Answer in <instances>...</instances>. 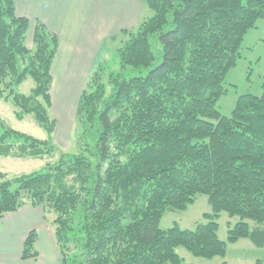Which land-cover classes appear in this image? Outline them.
<instances>
[{
	"label": "trees",
	"instance_id": "obj_1",
	"mask_svg": "<svg viewBox=\"0 0 264 264\" xmlns=\"http://www.w3.org/2000/svg\"><path fill=\"white\" fill-rule=\"evenodd\" d=\"M141 1L153 14L115 36L117 68L89 74L74 110L77 149L64 151L51 137L58 36L36 21L29 46V19L14 0H0V95L14 93L17 116L34 114L49 134L39 139L0 118V156L48 157L33 172L0 171V216L42 205L60 264H192L178 246L211 258L245 237L264 247V79L261 93L239 96L230 115L217 106L264 0ZM27 77L30 92L16 91ZM199 194L211 207L202 221L160 226L164 213ZM222 212L238 218L227 222L226 239L217 235ZM251 220L261 226L250 229ZM35 237H26L22 257L36 255Z\"/></svg>",
	"mask_w": 264,
	"mask_h": 264
},
{
	"label": "rangeland",
	"instance_id": "obj_2",
	"mask_svg": "<svg viewBox=\"0 0 264 264\" xmlns=\"http://www.w3.org/2000/svg\"><path fill=\"white\" fill-rule=\"evenodd\" d=\"M152 14L153 11L145 4L143 13L138 21H141L143 18H147V16H151ZM118 37L119 36L113 39H104L101 44H99V52L94 59L89 73L92 72L98 64L99 66H105L107 64L111 68L118 67L117 49L120 46V39ZM27 44L31 46L30 39L28 38ZM240 52L241 55L236 60L235 65L230 67L225 73L223 85L226 88V92L221 94L217 100L218 109L224 115L231 114L239 96L243 94L259 95L262 91V82L264 79V17L259 18L256 25L248 29L242 40ZM83 69L86 70L85 67ZM53 73L54 82L52 89L50 90L52 96L50 116L55 119L56 128L55 132H52L51 137L57 146L62 148L64 151L76 150V138L74 136L73 129V109H75V101L80 91L79 87L81 84L78 80L79 76L76 80L72 81L71 78H74V75L70 73H65L64 71L61 73L57 70V68L54 69ZM68 83L70 84L67 85ZM33 86V79L31 77H27L22 81V83L18 84L14 88L20 93L27 94ZM6 93H8V89L3 91V95H0V118L4 121V123L11 128L28 133L39 139H46L49 134L46 128L36 119L35 115L32 113H25L21 118H19L16 114L18 106L13 96L14 93H9L7 97H5L4 95ZM67 113L69 116L66 115ZM65 115L66 118H64ZM53 158H57V154H54ZM47 159L48 157L18 158L10 155L0 156V171L6 173L8 176L33 172L39 170L43 166L44 161ZM1 181L2 179L0 178V182ZM24 207L35 210L43 209L44 216L42 213V221L38 218H33L35 219L36 225L41 226L40 229L37 230L40 231L41 237L43 238V244L45 243L44 245H46L47 235L44 233L46 230L45 225H50L52 232H54L53 225L51 223L52 215L46 212L42 205L25 204L17 208L15 211H20ZM209 212H211V207L207 201V196L205 194H199L196 196L194 202L189 204L186 209L170 210L164 213L160 220V226L165 228L177 223L181 228H193L196 222L203 220L204 213ZM7 213L8 212H5L3 216L9 214ZM237 219V216L230 217L226 212H222L216 218L218 223V237L226 239L228 228L227 222L233 224L237 221ZM248 224L250 229L258 225L252 220L249 221ZM34 233L37 236L38 232L34 230ZM53 236L55 240V235L53 234ZM37 243L38 240L36 242L35 237L33 248L37 252H40L37 248ZM176 250L184 261L191 262L192 264H258L257 260L261 261V264H264V247L254 246L251 240L247 237L240 238L236 242L228 243L224 256H214L211 258L196 256L181 246H178ZM37 255L38 254L36 253L35 256L26 258L23 257V259L37 260ZM44 259L47 262L52 263L55 261V256L52 253L51 259Z\"/></svg>",
	"mask_w": 264,
	"mask_h": 264
},
{
	"label": "crops",
	"instance_id": "obj_3",
	"mask_svg": "<svg viewBox=\"0 0 264 264\" xmlns=\"http://www.w3.org/2000/svg\"><path fill=\"white\" fill-rule=\"evenodd\" d=\"M14 5L17 14L29 19L27 38L30 39V45L36 21L42 22L58 36V48L51 65L52 85L53 71L57 68L61 73L64 71L74 75L72 81L79 76L81 84L79 90L91 73L89 70L99 52V44L104 39H113L124 29L133 28L139 22L145 8L141 0H14ZM77 99L78 96L75 102ZM66 115L69 116L68 113ZM8 213L6 216H0V264L59 263V249L56 247L57 243L50 225H45L44 233L47 239L44 245L38 231L41 226L35 223L34 218L42 221L43 209L24 207L20 211ZM34 230L38 232L36 242L38 240L37 248L40 252L35 250L38 259H23L25 239ZM52 253L55 261L49 263L44 258L51 259ZM257 263L261 264V261L257 260Z\"/></svg>",
	"mask_w": 264,
	"mask_h": 264
}]
</instances>
